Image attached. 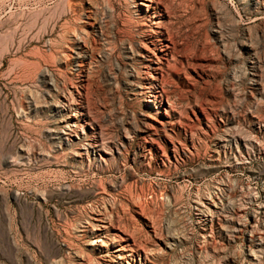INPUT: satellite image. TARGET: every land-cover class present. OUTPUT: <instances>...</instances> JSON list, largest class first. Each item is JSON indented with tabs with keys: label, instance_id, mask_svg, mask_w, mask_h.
Wrapping results in <instances>:
<instances>
[{
	"label": "rangeland",
	"instance_id": "1",
	"mask_svg": "<svg viewBox=\"0 0 264 264\" xmlns=\"http://www.w3.org/2000/svg\"><path fill=\"white\" fill-rule=\"evenodd\" d=\"M140 2L0 0V264H98L97 214L139 249L121 264H264V0Z\"/></svg>",
	"mask_w": 264,
	"mask_h": 264
},
{
	"label": "bare ground",
	"instance_id": "2",
	"mask_svg": "<svg viewBox=\"0 0 264 264\" xmlns=\"http://www.w3.org/2000/svg\"><path fill=\"white\" fill-rule=\"evenodd\" d=\"M139 1L142 2H140L138 5L140 7L147 9L151 8L152 6H150V4L154 3V0H139ZM163 7L165 13L167 14L168 11L165 8L166 6ZM147 9L146 12H148ZM155 18L156 16L153 15L152 17L153 20L149 21V25H147L148 30L141 29L140 32L141 33L140 35H142L145 40V44L144 43L141 44V47L145 52L143 53L145 56L139 54V52H138L139 55L137 54V56H141V58H144L143 60H145V62H148V64H144L140 62L141 64L140 69L142 70L140 72H135L137 75H139V78L150 81V83H147L144 86L146 92L152 97V101L150 100V102H155L156 100L158 101V99L162 101L164 99L165 90L162 82L164 77L162 74L163 67L165 66V64L166 65L169 64V61L173 59V52H174L172 39L170 38L169 35L170 33H168L167 29L164 28V25L160 22V19L158 18L155 19ZM91 26L93 27V29H95V31H98L100 29L99 25L96 22L93 23ZM131 55H133L132 52ZM69 104L72 103H69L68 101H66L65 103L61 102V104L55 106L56 108L55 112L59 113L60 110H64L65 107L66 106L68 107ZM70 118H73V115L67 117L64 120L63 119L60 120L58 126L53 131L55 133V136L59 139L60 142L70 143L72 138L76 137V132H75L76 123H74V121H71ZM62 134L67 135V138H65L64 140L61 139L60 135ZM98 142L99 140L97 138L95 141L93 140L92 144L88 145L85 151H88L89 149L96 147L98 148L99 146H101V144H99ZM102 142L103 140L101 141V143ZM104 218L100 214H97L93 218H91L92 221L91 232H95L96 237L92 239V242L89 244V246L91 247L93 252H97L99 254L98 258H96L97 263L121 264L122 262L127 260L128 257H132V254H136L140 257V253H138L139 249L136 250L135 249L136 247L135 248L133 247L132 245L133 242L132 244H130V237L126 235V233L119 232L118 230H116L119 232V234L110 237V230H111L110 227L112 226H110L111 223L110 224L107 223L108 221L106 220L107 221L106 222ZM100 234L103 235L100 236Z\"/></svg>",
	"mask_w": 264,
	"mask_h": 264
}]
</instances>
